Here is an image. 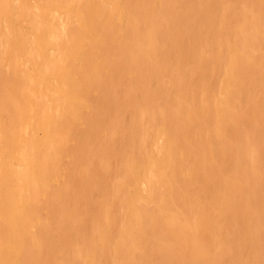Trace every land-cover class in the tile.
<instances>
[{
	"label": "bare ground",
	"instance_id": "1",
	"mask_svg": "<svg viewBox=\"0 0 264 264\" xmlns=\"http://www.w3.org/2000/svg\"><path fill=\"white\" fill-rule=\"evenodd\" d=\"M14 1L0 0V20L7 27V31L3 28L5 37L2 35L4 31L0 36L2 41L3 37L6 38V46L10 42L16 46L21 44L18 38L21 28L17 30L15 15L18 13L17 16L23 18L27 13L26 9L22 10L25 6L21 8L18 4L21 1ZM251 1L257 8L254 30L256 34L262 31L259 33L262 38L252 34L250 39L259 46L264 42V0ZM59 3L53 6L62 8ZM235 3L236 0H79L74 13L79 27L66 33L65 41L59 40L61 47L58 41L51 42L55 33L47 21L49 18L45 21L47 26L44 22L39 28L34 26L35 42L28 50L32 72L25 71V68L24 71L18 70L11 62L10 74L4 79L5 76L0 75V113H6L0 119V264H50L53 257L62 256L57 239L69 222L76 227L83 226L80 219L83 212L79 213L82 209L78 202L83 199L85 202L94 190L111 196L114 205L117 203L115 208L122 207L117 212V218L120 216L122 222L113 226L112 218L108 226L106 223L100 225L101 221L97 228L93 226L94 232L92 228L90 230L92 236L85 238H88L85 248L76 250L73 264H82L83 261V264H146L152 251L161 245L160 250L167 251L174 261L189 264L186 259L190 258V263L196 264L208 261L206 255L210 249L213 251L210 245L213 243H218L221 249L231 244L237 253H251L253 264H264V168L253 169L249 167L251 163L248 166L243 164L240 152H233L235 148L230 146V132L239 128L244 116V112L239 113L242 109H237L242 92L248 94L249 104L254 100L251 97L253 89H260V96H254L258 99L257 107L254 106L255 114H249L264 123V59L256 64L257 68L261 64L263 67L259 66L261 70L258 71L253 65L255 62H251L255 58L245 54L242 49L246 48H240L246 46L248 35L246 30H240L241 26L235 30ZM108 5L112 8L108 9ZM48 7V3L41 7L44 10L38 16L39 20L47 18L44 11L47 12ZM246 11L240 10L239 15L247 17ZM251 11L254 12L253 9ZM9 35H12L11 39ZM46 37H51V41ZM51 49L57 52L56 56L62 51L61 55L74 64L69 66L65 62L64 66L54 67L60 60L56 61L53 51L48 53ZM12 51L9 45L5 52L13 61ZM261 57L262 60L264 56ZM220 68L224 70L220 93L223 96L212 106L214 103H209L211 100L208 101L207 93ZM164 76L171 78L170 85L165 86V81H160ZM136 91L143 99L159 98L168 102L166 107L152 110L150 114L157 121L165 122L162 129L158 128L157 132L156 128V134L151 131L153 137L144 140H149L148 144L155 143L158 135H163L159 148L140 157L135 152L130 154L131 150L130 155L127 150L119 154L125 149H122L125 143L112 136L108 129L105 130L107 136L101 131L97 133L95 126L101 123L105 126L110 117L119 119V112L130 103ZM209 97L212 98L211 95ZM248 106L253 109L252 105ZM251 109L243 108L248 112ZM80 122L86 125V129L83 123L84 127H79ZM236 125L237 129H232ZM144 130L147 131L146 128ZM129 137H126L128 142ZM98 138L105 139L97 144ZM86 139L90 143L88 148L84 145ZM118 142L121 149L116 154L122 162L120 171L124 173V180L113 184L107 191L105 180L109 177L104 176V172L103 175L95 171L97 160L93 157L94 150L99 145L101 148L104 146L105 151ZM87 150L90 151L87 158L95 170L87 167L77 171V157ZM16 151L19 155L15 154ZM109 154L114 155V151ZM64 159L69 164L67 169L63 165ZM62 173L65 175L60 177ZM111 175L114 177L116 174ZM140 182L145 184L143 194L138 188ZM109 190L113 191L109 194ZM66 195L71 197V201H67L71 202L68 206L62 204ZM142 199L154 204L155 209L148 211L141 207L142 204L139 206ZM91 205L93 210H100L97 204ZM81 207L84 210L87 206ZM106 210V217L111 218L112 206ZM161 237L170 238L171 243L165 242L164 238L167 244L160 243ZM179 244H183V250L179 248L177 254L181 253L176 255L173 250ZM229 248L224 247V255H228ZM221 249L220 253L224 251ZM218 264H223V261Z\"/></svg>",
	"mask_w": 264,
	"mask_h": 264
},
{
	"label": "rangeland",
	"instance_id": "2",
	"mask_svg": "<svg viewBox=\"0 0 264 264\" xmlns=\"http://www.w3.org/2000/svg\"><path fill=\"white\" fill-rule=\"evenodd\" d=\"M22 2V3H18V2ZM30 1V2H29ZM78 1L79 0H52L51 2L50 1H47L46 2V0H15L14 2L15 3H18L19 5H20V7L22 8L23 6H25L24 8H22V10L23 9H26V12L28 13V15H27V13H26V15L24 14V16H23V18L21 17H19V16H17V15H19L18 13H17V15H15V24H16V27H17V30L19 31V29L21 28V30L18 32L19 34H18V38L20 37V40H21V44H18V46H16V45H14V43L13 44H11V42H10V44L9 45H11V49L12 50H14V51H12L13 53H12V58H13V61L12 60H10L9 59V57H7V54H6V50L9 48V45H7L6 46V43H7V41H6V38H4L5 37V33H6V31H7V27H5L6 26V24H5V22L1 19L0 20V32L1 33H3V31H4V33L2 34L4 37H3V41H2V35L0 36V72H1V76H5V77H3V79L4 78H6L10 73V65L13 63V65H16L18 68V70L20 69L21 71L23 70H25V71H28V72H32V58H30L29 57V51L28 50H30V49H32L31 48V46H32V44H34V42H35V40H34V35H33V32H32V30L33 29H35V27L36 28H39L42 24H43V22L44 23H46L45 21L47 20L48 22H50L51 23V29L52 30H54V32L53 33H55L54 34V37H53V35H52V39H51V37H46L48 40H50L51 42H53V40H55V42L54 43H57L56 41H58L59 43H60V41L59 40H61V42H63V41H65L64 39L66 38V33H69V32H73L74 31V29L75 28H78L79 27V23H78V19H77V17H76V15L74 14L76 11H77V9H76V5H78ZM243 1V2H242ZM245 1V2H244ZM32 2V3H31ZM34 2H36V5L35 4H33ZM56 2H60L59 3V5L61 4L62 5V8H58V7H56V6H53L54 5V3H56ZM73 2V3H72ZM239 2V3H238ZM251 2V3H250ZM28 3H29V5H28ZM38 3V4H37ZM45 3L47 4H49V7H48V10H47V12H45L44 11V14L46 15V17L47 18H45L44 20H43V18H41V20H39L40 19V17H38V16H40L41 15V13L43 12V8H41V7H44V5H45ZM248 5L247 7H246V4ZM35 5V6H33V5ZM44 4V5H43ZM52 4V5H51ZM250 4H252V6H250ZM39 5L41 6V7H39ZM63 5H66V7L64 6V9H63ZM53 6V7H52ZM235 6H236V13H235V17L238 15L239 16V18H238V16L235 18L234 17V21H236V22H234L235 23V25L234 26H236L235 28V30H238L239 29V27H240V30L241 29H243L245 32H246V34L248 35V41H247V43L249 42L250 44H248L247 45V43H246V46L245 47H241L240 46V48H246V49H242V50H244L245 51V54H248V55H252V56H250V57H252V59L253 58H255L254 60H252L251 62L252 63H254L255 62V64H253L255 67H256V64H258L260 61H263V59H264V42L262 43V44H260L259 46H261V47H259L258 46V44H254L255 42V40H253L252 38L250 39V37L252 36V34H256L255 32H256V30H254V25H253V19H254V14H255V11H257V8L253 5V3H252V1L250 0L249 2L247 1L246 2V0H241V2H240V0H236V3H235ZM27 7H28V9H29V12H28V9H27ZM30 7V8H29ZM34 7H35V9H34ZM55 7V8H54ZM237 7H238V9H237ZM250 7H252V8H250ZM37 8V9H36ZM69 8V9H68ZM107 8L109 9H111L112 7H111V5H108L107 6ZM32 9V10H31ZM56 9V10H55ZM58 9V10H57ZM72 9V10H71ZM242 10V11H245V10H247L245 13H248L247 15V17H249V18H247L246 17V15H242V16H244L243 18L241 17V15H239L240 14V10ZM250 9V10H249ZM251 9H253V11L254 12H252L251 11ZM239 10V11H238ZM38 11V12H37ZM69 11V12H68ZM237 11H238V13H237ZM51 12H52V14H51ZM55 12V13H54ZM251 12H252V14H251ZM51 15H50V14ZM250 13V14H249ZM49 15V16H48ZM250 15V16H249ZM53 18H52V17ZM17 17L19 18V20H17ZM37 17H38V20H37ZM56 17V18H55ZM240 18H241V20H240ZM245 18V19H244ZM56 19V20H55ZM77 19V20H76ZM238 19V20H237ZM51 20V21H50ZM74 20V21H73ZM27 21V22H26ZM53 21V22H52ZM19 22H20V24H19ZM24 22V23H23ZM34 22V23H33ZM39 22V23H38ZM56 22V23H55ZM62 22V23H61ZM242 22V23H241ZM249 22V23H248ZM252 22V23H251ZM30 23V24H29ZM64 23V24H63ZM72 23H73V25H74V28H73V25H72ZM77 23H78V25H77ZM36 24V25H35ZM38 24V25H37ZM40 24V25H39ZM2 25V26H1ZM5 25V26H4ZM61 25V26H60ZM77 25V26H76ZM263 25H264V23H263ZM35 26V27H34ZM46 26H47V23H46ZM45 26V27H46ZM242 26H244V28L242 27ZM247 26V27H246ZM249 26V27H248ZM22 27H23V29H22ZM70 27V28H69ZM247 29H246V28ZM3 28H5L6 29V31L3 29ZM238 28V29H237ZM263 28H264V26H263ZM55 29H56V31H55ZM73 29V30H72ZM249 29V30H248ZM253 31H252V30ZM23 30H24V32H23ZM27 30V33L25 32ZM58 30V31H57ZM67 30V31H66ZM260 30V29H259ZM263 30V29H262ZM31 31V32H30ZM21 32V33H20ZM61 32H62V34H61ZM262 31H260L259 33H261ZM0 33V34H1ZM26 33V34H25ZM256 34V36L255 37H257V36H259L258 38L259 39H261L262 38V34ZM24 34V35H23ZM35 34V33H34ZM59 34V35H58ZM20 35V36H19ZM253 35V36H254ZM57 36V37H56ZM59 36V37H58ZM27 37V38H26ZM9 38L11 39L12 38V35H9ZM54 38V39H53ZM10 39H7V40H9V41H11ZM47 40V41H48ZM263 41V40H262ZM261 41V42H262ZM4 43V45H3V43ZM49 42V41H48ZM252 42V43H251ZM254 42V43H253ZM32 43V44H31ZM53 43V44H54ZM8 44V43H7ZM254 44V45H253ZM13 45V46H12ZM22 45V46H21ZM58 45V44H57ZM15 46V47H14ZM21 46V47H20ZM50 46V45H49ZM3 47V48H2ZM51 47H52V44H51ZM55 47H59V45L58 46H56V44H55ZM60 47H61V43H60ZM14 48V49H13ZM27 48V49H26ZM56 48V49H57ZM253 48V49H252ZM262 48V49H261ZM255 49V50H254ZM256 49H258V52L260 53V55H259V53L257 52V50ZM58 50V49H57ZM18 51V52H17ZM23 51V52H22ZM53 51V49H51V51H48V53H51ZM248 53H247V52ZM252 51H253V53H252ZM20 52V53H19ZM54 53H55V57H56V61H58V60H60V61H58L57 63H56V66L55 65H53L54 67H57V65L58 66H60L61 64H63V66L64 65H66V63H67V65H73L74 64V62L72 61L71 62V60H69L68 58H64L61 54H62V51H61V54L60 53H58L57 54V56H56V53L57 52H55V51H53ZM60 52V51H59ZM14 53H15V55H14ZM32 51H31V55H32ZM258 53V54H257ZM24 54V55H23ZM226 54V53H225ZM254 54V55H253ZM19 55V56H18ZM224 55V54H223ZM258 55V56H257ZM263 55V56H262ZM63 58H62V57ZM263 58H262V57ZM225 57V56H224ZM260 57L262 58V60L260 59ZM7 58V59H6ZM60 58V59H59ZM257 58V59H256ZM259 58V59H258ZM3 59V60H2ZM64 61H63V60ZM25 60V61H24ZM67 60V61H66ZM255 60H259V61H255ZM19 61V62H18ZM71 63H70V62ZM254 61V62H253ZM12 62V63H11ZM62 62V63H61ZM66 62V63H65ZM28 63H29V65H28ZM58 63H60V64H58ZM251 63V64H252ZM4 64V65H3ZM7 64V65H6ZM21 64V65H20ZM25 64V65H24ZM24 65V66H23ZM62 66V65H61ZM223 66V65H222ZM221 66V67H222ZM259 66L261 67V68H263L262 67V64L261 65H258V71L259 70H261V69H259ZM6 67V68H5ZM20 67V68H19ZM4 68H5V70H4ZM25 68V69H24ZM222 68H224V67H222ZM3 70V71H2ZM221 70H223V69H219V71H218V73H217V75L215 76V78H214V80H213V84H212V87L211 88H209L210 90L208 91V96H207V99L209 98V100L208 101H210L209 103L210 104H213L212 106H215L216 105V103H218L219 101H220V99L222 98V96H221V94H222V84H223V79H224V70L223 71H221ZM6 73H5V72ZM9 71V72H8ZM2 74H4V75H2ZM7 75V76H6ZM0 76V77H1ZM2 78V77H1ZM28 78V77H27ZM29 78H31L30 76H29ZM33 78V77H32ZM31 78V79H32ZM23 79H25V77L23 78ZM2 80V79H1ZM170 80V81H169ZM160 81H165V86H168V85H170L171 83V78L169 79L168 78V76H164V78H162L161 77V79H160ZM168 83V84H167ZM170 83V84H169ZM216 90H215V89ZM221 88V89H220ZM233 88H235V86H233ZM254 88H256V87H254ZM257 89H258V87H257ZM257 89H253V90H255V91H252L253 92V96H251V97H253V99L255 100H253V102H251V103H247V95L245 94V92H242V93H244V94H242L243 96L245 95V97H243V96H240L241 98L238 100V106H237V109L239 108V109H242L241 110V112L239 111V109H238V111H239V113L240 114H243V112H244V116L242 117L243 119L241 120V122H239V125H238V129H237V125H236V127L235 128H232V129H237V130H234L235 132H230V136H231V140H230V146L231 147H233V152H236V151H238V152H240V154H241V157H240V159L242 160V162H243V164H247V166L249 165V163H251L250 165L251 166H253V167H251L250 165H249V167L250 168H253V169H259L260 167H262V168H260V169H262L263 170V168H264V132H261V130L262 131H264V128H263V126H264V123L262 122V120L260 119H257L256 117H253V115H250L249 113H251V114H253L255 111V109H256V107H257V102H256V100L258 101V99L256 98H254V96L255 97H258V96H260L259 95V93H260V89L259 90H257ZM215 91V92H214ZM216 91L218 92L217 94H216ZM257 91V92H256ZM259 91V92H258ZM135 92V91H134ZM212 92V93H211ZM221 93V94H220ZM0 94H2L1 92H0ZM212 96V98H210L209 96ZM1 96V95H0ZM218 96V97H217ZM220 98V99H219ZM241 99H242V101H241ZM246 100V101H245ZM250 100V99H249ZM50 102H51V100H50ZM216 102V103H215ZM46 103L48 104V100L46 99ZM52 103V102H51ZM144 103H146V104H144ZM151 103V104H150ZM165 103V104H164ZM166 103H168V102H162L159 98H155V99H151V98H149V97H147V98H144L143 99V96L139 93V92H137L136 91V94H134V97H132V99L130 100V103H128L127 105H125L122 109H121V111L119 112V119L117 118V119H115V118H109V120H108V122H107V124H105V126H104V124L103 123H101V125L100 124H97V125H95L98 129H96V127H94V129H96L97 130V133L98 132H100L101 131V133H106V136H107V131H109V132H112L111 133V135L112 136H114V137H116V138H118V140L119 141H121V143L122 144H124L125 143V145H128V147L127 146H125V145H123V147H122V149L123 148H125V149H123L122 150V153H119V150L121 149V147L118 145V144H120L119 142L118 143H116V144H114V146H113V148L112 147H109V149L108 150H105L104 151V146H103V148H101L99 145L97 146V147H95V150H94V158L97 160V164H96V168L93 166V163L92 162H90L89 161V157H90V155H89V152L90 151H85L83 154H81V155H79L78 157H77V161L75 162L76 164H75V168L77 169L78 168V170L77 171H83L84 170V168H87V169H89L90 168V170H95V171H98V173H105V175H104V173H103V175L104 176H106L107 175V177H109L107 180H105V184H106V186H105V188H106V190L108 191V189H112V186H113V184L114 185H116L118 182H120L121 180H124V173L123 172H121L120 170L122 169V167H121V161H120V156H119V154H123L124 153V150H125V153L127 152V154H129V152H130V150H131V152H130V154H132V152H133V154H135L136 153V155L138 154V157H140V156H143L144 154L145 155H147L148 154V152H150L151 150H153V151H156L158 148H159V144L162 142V138H163V135H158V137H161L160 139L157 137V143L155 142V143H153V142H149V144H150V146H151V148H150V146H147L146 144H148V143H146V142H148L149 140H147V141H144V140H146L149 136H151V137H153V134L152 133H155L156 132V128H157V132L159 131V129L161 128V127H163L162 126V124H165V122L163 123L162 121H157V119L155 118V117H153V116H151L150 114H151V112H153L152 110H159V109H161V108H164V106L166 107ZM245 103V104H244ZM247 103V104H246ZM144 104V105H143ZM136 105V106H135ZM247 105H252L253 106V109H251L252 107L251 106H248L247 107ZM162 106V107H161ZM246 106V107H245ZM254 106H256V107H254ZM243 108L244 109H246V110H248V108H250L251 109V111L250 112H248V111H245V110H243ZM32 113V112H31ZM141 114V115H140ZM255 114V113H254ZM251 116L250 118L248 117V116ZM257 115V114H256ZM4 116H6V113L5 112H2V113H0V119L2 118V117H4ZM142 116V117H141ZM255 116V115H254ZM114 117V116H113ZM139 117V118H138ZM151 118V119H150ZM249 118V119H248ZM113 119V120H112ZM259 120V121H256V120ZM85 120V119H84ZM131 120V121H130ZM148 120V121H147ZM254 120V121H253ZM256 121V122H255ZM247 122V123H246ZM261 122V123H260ZM31 123V122H30ZM83 123V122H82ZM81 122H80V124H79V127L80 126H83L84 127V125L82 124ZM127 123V125H125ZM252 123V124H251ZM255 123H257L256 125H254ZM133 124V125H132ZM243 124V125H242ZM261 124H263V125H261ZM99 125V126H98ZM103 125V126H102ZM115 125V126H114ZM117 125V126H116ZM142 125V126H141ZM156 125V126H155ZM251 125L253 126L252 128H250L251 127ZM27 126H29V125H27ZM107 126H108V128H107ZM120 126V127H119ZM139 126V127H138ZM158 126V127H157ZM160 126V127H159ZM243 128H242V127ZM114 127V128H113ZM125 127H126V129H125ZM130 127V129L131 130H128V128ZM138 127V128H137ZM85 129H86V125H85V127H84ZM117 128V129H116ZM147 129V131L150 129V134H149V132H147L146 130H144V129ZM149 128V129H148ZM152 128L154 129V130H152ZM159 128V129H158ZM262 128V129H261ZM101 129V130H100ZM102 129H104V130H102ZM106 129H108L107 131H105ZM112 129V130H111ZM124 129V131H127V132H130V133H124V131H122ZM139 129V130H138ZM141 129H142V131H141ZM162 129V128H161ZM246 129V130H245ZM1 130V129H0ZM95 130V131H96ZM132 130H134L133 132H132ZM243 130V131H242ZM116 131V132H115ZM143 131H144V134H143ZM147 133H146V132ZM151 131H152V133H151ZM237 131V132H236ZM132 132V133H131ZM156 132V133H157ZM242 132H243V135H242ZM257 132V133H256ZM124 135H123V134ZM155 133V134H156ZM125 134H128V135H125ZM136 134V135H135ZM140 134H141V136H140ZM236 134V135H235ZM249 134V135H248ZM108 135H110V133L108 134ZM110 135V136H111ZM139 135V136H138ZM262 135V136H261ZM109 136V137H110ZM111 136V137H112ZM119 136H120V138H119ZM131 136H133V137H130ZM136 138H135V137ZM143 136H144V138L145 139H142L143 138ZM245 136V137H244ZM257 136V137H256ZM129 137V142H128V139L127 138ZM147 137V138H146ZM151 137H149V138H151ZM154 137H155V135H154ZM235 137V138H234ZM250 137V138H249ZM261 137V138H260ZM134 138V139H133ZM233 138V139H232ZM257 138V139H256ZM103 139H105V138H98V140H96L97 142V144H100L102 141L101 140H103ZM107 139V138H106ZM121 139V140H120ZM261 139H263V142H262V140ZM127 140V141H126ZM138 140H141V141H138ZM151 140V139H150ZM247 140L249 141V142H247ZM257 140V141H256ZM259 140H260V142H259ZM101 141V142H100ZM125 141V142H124ZM131 141H132V143H131ZM234 141V142H233ZM84 145L85 146H87V148L89 147V145H90V143L88 142V140L86 139V141L84 140ZM99 142V143H98ZM105 142H106V140L105 141H103V144H105ZM126 142H128L127 144H126ZM154 144L153 146L154 147H152V144ZM259 143V144H258ZM132 144H134V146L132 145ZM139 144L141 145V146H139ZM148 144V145H149ZM251 144V145H250ZM255 144V145H254ZM262 144V145H261ZM136 145V146H135ZM238 145V146H237ZM242 145V146H241ZM117 146H119V148L117 147ZM146 146V147H145ZM240 146V147H239ZM246 146L248 147V148H246ZM92 147V146H91ZM144 147V148H143ZM158 147V148H157ZM249 147H250V149H249ZM257 147H259V148H257ZM149 150H148V149ZM238 148V149H237ZM253 148V149H252ZM70 149H72V148H70ZM111 149V150H110ZM73 150V149H72ZM72 150H70V151H72ZM127 150V151H126ZM260 150V151H259ZM69 151V150H68ZM103 151L105 152V153H103ZM111 151H114V155H116V157H114V155H111V154H109ZM135 152V153H134ZM139 152V153H138ZM251 154H250V153ZM116 153H119L118 155L116 154ZM248 153V154H247ZM262 153V154H261ZM15 154L17 155H19V152L18 151H16L15 152ZM100 154V155H99ZM129 154V155H130ZM236 154H238V153H236ZM236 154H234V155H236ZM257 154V155H256ZM140 155V156H139ZM247 157H246V156ZM262 155H263V157H262ZM102 156V157H101ZM111 156V157H110ZM118 156V157H117ZM256 156H257V158H256ZM88 157V158H87ZM101 159H100V158ZM252 157V159H250ZM254 157H255V160H254ZM84 158V159H83ZM105 158L108 160V162L105 160ZM108 158H113V160H109ZM69 160V157H66V160ZM119 159V160H118ZM247 159H249V160H247ZM261 159H262V161H261ZM65 159H64V166H65V169H67V167L69 166V164L67 163V161H66ZM105 160V161H104ZM116 160H118L120 163V166H118L119 164L117 163V161ZM246 160V161H245ZM259 160V161H258ZM100 161V162H99ZM104 161V162H103ZM114 161H115V163H114ZM248 161V162H247ZM250 161V162H249ZM253 161V162H252ZM12 162H14V161H12ZM99 162V163H98ZM106 162V163H105ZM113 162V163H112ZM246 162V163H245ZM257 162V163H256ZM259 162H260V164H259ZM16 162H14V164H15ZM253 163V164H252ZM101 164V165H100ZM99 165V166H98ZM117 165V166H116ZM262 165V166H261ZM98 166V167H97ZM103 166V168H102V170L100 171V170H97V169H101V167ZM104 166H106L107 168H104ZM115 167V168H113V167ZM256 166V167H255ZM259 166V167H258ZM92 167V168H91ZM113 169H112V168ZM120 167H121V169H120ZM95 168V169H94ZM80 169V170H79ZM106 169V170H105ZM114 169H115V171H114ZM118 169V170H117ZM89 170V171H90ZM103 170H105V171H103ZM65 171V170H64ZM117 171V172H116ZM254 171V170H253ZM109 172V173H108ZM255 172H256V170H255ZM65 174H66V171L64 172ZM64 173H62V175H59L60 177H62V176H64L65 174ZM61 174V173H60ZM79 174V172H77V175ZM108 174H110V175H108ZM111 174H113V176H114V174H116L114 177H112V175ZM118 175H120V177L118 176ZM117 178H118V180H117ZM120 178V179H119ZM109 179H110V181H109ZM113 179H115V180H113ZM113 181H115V182H113ZM140 186V187H139ZM70 187V186H69ZM108 187V188H107ZM130 188L131 187H129V189L128 190H130ZM138 188H140L139 190L141 191V193L143 194L144 193V191H145V184L144 183H142V182H140L139 183V185H138ZM114 190V189H113ZM113 190H111V191H113ZM143 190V191H142ZM110 190H109V194H110V192H111ZM99 193V194H98ZM106 194H107V192H106ZM70 196L72 195V194H69ZM69 195H66L65 197H64V199H63V202L64 203H62L63 205L65 204V206L67 205H69V204H71V202L70 203H68L69 201H71L70 199H71V197L69 196ZM96 195V196H95ZM74 198V197H73ZM93 198V199H92ZM98 198V199H97ZM68 199V200H67ZM86 199H88V198H86ZM85 199V202L83 201V200H80L79 202H78V206H79V204H80V208L82 209V210H80L79 211V213L81 214V212H83L82 214H83V216L82 215H80V219L82 220V224H83V226L82 227H76V225L72 222V223H68L66 226L67 227H65L64 228V230H63V234L62 235H60L59 237H58V239H57V241H58V245H59V247H60V251H61V253H62V256H55V257H53L52 259H51V261H50V264H64L63 263V260H65L66 261V264H73V261L76 259V254H77V252H76V250L78 249V248H82V249H84L85 248V245H86V243H87V239H85L86 237H90V236H92V233H91V228L93 227V228H97L98 227V225H99V221H101V223H100V225H102V226H104L105 224H103V223H106V225L105 226H108V223L110 224V221L109 220H112V218L114 219V224H113V226H119L120 224H121V222H122V218L119 216V218H117L118 217V213L117 212H119V210H122V207H121V209H119V207H118V209H117V207L115 208L114 206L117 204V203H115V205H114V201L111 199V196H109L108 194L107 195H105L104 194V192L102 191H97V190H94V191H92L91 193H90V195H89V199L88 200H86ZM96 199V200H95ZM66 200V201H65ZM95 200V201H94ZM106 200H107V202H106ZM144 199H142L141 200V203H140V200H139V206L142 204V206L141 207H144V208H146V209H148V211L150 210V211H153V210H151V209H155V206H154V204H152L150 201H147V200H144ZM68 201V202H67ZM105 201V202H104ZM109 201V202H108ZM84 202V203H83ZM88 202H90L89 204L90 205H88ZM95 204H94V203ZM150 202V203H149ZM91 203L93 204V207L96 205V207H97V209H99L100 208V210L102 211L103 210V212H100V210H98V211H96V208H95V210H93L92 209V205H91ZM100 204H101V206H100ZM103 204V205H102ZM106 204H108V205H106ZM145 204H146V206H145ZM84 205H86L87 207H88V209L89 210H91V212L88 210H86V208L84 209V210H86L85 212H84V210H83V208L81 207V206H84ZM119 205V204H118ZM117 205V206H118ZM144 205V206H143ZM77 206V207H78ZM99 206V207H98ZM112 206V209L114 210L113 211V213H112V215L110 216L111 218H107L106 217V215L108 214V212H107V214L105 215V211H107L106 209H109L110 207ZM149 206V207H148ZM151 206H153V207H151ZM151 208V209H150ZM172 208H174V207H172ZM115 209H117V210H115ZM93 210V211H92ZM105 210V211H104ZM95 212V213H94ZM116 212V213H115ZM188 212H190V210H188ZM98 213V214H97ZM84 214H86V216H84ZM87 214H88V216H87ZM117 214V215H116ZM90 215H91V217H92V215H93V217L92 218H95V219H93V221L91 220L92 218L90 217ZM95 216V217H94ZM98 216V217H97ZM103 218H102V217ZM106 217V219H105V217ZM87 217H89L88 219H86ZM101 217V218H100ZM41 219H44V218H41ZM85 219V220H84ZM103 219V220H102ZM105 219V220H104ZM45 220V219H44ZM91 220V221H90ZM96 220V221H95ZM116 220V221H115ZM104 221V222H103ZM86 222V223H85ZM94 223L96 224V225H94ZM86 226H85V225ZM88 224V225H87ZM72 225V226H71ZM77 229H76V228ZM89 227V228H88ZM83 228V230H80V229H82ZM93 228H92V231H93ZM67 229V230H66ZM74 230V231H73ZM88 230V231H87ZM67 231V232H66ZM78 231V232H77ZM80 232V233H79ZM87 232V233H86ZM90 232V234H88ZM94 232V231H93ZM159 233V232H158ZM87 234H88V236H87ZM162 238V237H161ZM165 240H166V238L167 237H163ZM163 238L162 239H160V243L162 242V244L164 243V240H163ZM84 240V241H83ZM169 240H171L170 238H168L165 242H170ZM264 241V240H263ZM72 242V243H71ZM166 243V244H167ZM171 243V242H170ZM170 243H168V244H170ZM74 244V245H73ZM165 244V243H164ZM165 244V245H166ZM208 244H210V243H208ZM213 244H215V245H217L216 247H215V245H213ZM213 244H210L212 247H213V251H212V249H210L211 250V252H209V253H211L210 254V256H209V253H207V255L206 256H208V261L210 262V263H215V264H218L219 262L220 263H222V261H223V264H253L254 262H253V259H251V253L249 254V253H245V252H241V253H237L236 252V250L234 249V247L230 244V245H225L224 247H225V249L226 248H229L228 249V255L226 254V255H224L225 254V249H224V247L222 248V249H224V251H221L222 253H220V246L218 245V243H213ZM264 244V243H263ZM62 245V246H61ZM161 245V244H160ZM183 245V244H182ZM182 245L180 246V244H179V246L178 247H176V248H174V249H176V250H173V251H176V252H174L176 255H178L179 253H181V251L183 250V248H182ZM70 246V247H69ZM162 246V245H161ZM161 246H159V248L158 247H156V249L157 250H153L152 251V254H151V256L149 257V259L147 260V262H145L146 264H151V261H152V264H154L155 262V264H161L162 262V264H179V262H181V264H183V261H174V258L172 257V259H171V255L166 251H163V250H160V247ZM217 249V250H215V248ZM181 249V251H179V253L177 254V251L178 250H180ZM231 248H233V249H231ZM221 249V250H222ZM232 250H234L233 252H232ZM216 251V252H215ZM218 251V252H217ZM227 251V250H226ZM166 253V255H165V253ZM215 252V254H213ZM223 252H224V254H223ZM154 253V254H153ZM168 253V254H167ZM173 253V254H174ZM216 253H217V255H216ZM219 253L221 254V256L219 255ZM231 253V254H230ZM156 254V255H155ZM158 254V255H157ZM232 254H234V255H232ZM242 254H243V256H242ZM75 255V256H74ZM161 255V256H160ZM176 255L174 256L175 257V259L177 258L176 257ZM212 255H214V257L212 256ZM216 256V257H215ZM219 256V257H218ZM230 256V257H229ZM232 256V257H231ZM233 256H234V258H233ZM241 256H242V258H241ZM66 257L68 258V260L66 259ZM228 257V258H227ZM163 258V259H162ZM210 258V259H209ZM219 258V259H218ZM223 258V259H222ZM245 258V259H244ZM202 259V258H201ZM201 259H200V261H201ZM221 259V260H220ZM232 259V260H231ZM78 260L79 261H82L81 260V258H78ZM161 260H162V262H161ZM189 260H190V258H189ZM189 260H187L186 259V262H189V264H191L190 263V261ZM204 260H207L206 259V257H205V259ZM168 261V262H167ZM207 261V262H208ZM215 261V262H214ZM217 261H219L218 263H217ZM230 261V262H229ZM84 262V261H83ZM83 262H82V264H83ZM157 262H159V263H157ZM199 262V261H198ZM197 262V263H198ZM206 261H204V262H202L201 261V263H198V264H204V263H207ZM208 262V264H210ZM227 262V263H226ZM196 263V264H197ZM187 264V263H186Z\"/></svg>",
	"mask_w": 264,
	"mask_h": 264
}]
</instances>
